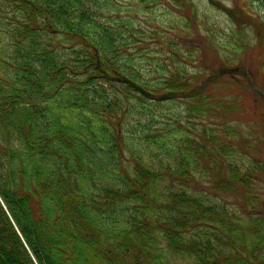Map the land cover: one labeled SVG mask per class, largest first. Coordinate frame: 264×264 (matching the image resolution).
<instances>
[{"label":"trees","instance_id":"trees-1","mask_svg":"<svg viewBox=\"0 0 264 264\" xmlns=\"http://www.w3.org/2000/svg\"><path fill=\"white\" fill-rule=\"evenodd\" d=\"M100 7L0 0V264H169V256L264 264V212L245 221L188 189L200 174L218 195L241 198L242 208L258 202L264 161L246 152L250 136L205 124L243 103L193 92L180 68L156 86L141 85L123 51L132 23L109 22ZM115 78L182 95L174 99L186 101L188 120L201 129L153 131L148 104L165 101ZM165 180L182 188H166Z\"/></svg>","mask_w":264,"mask_h":264},{"label":"rangeland","instance_id":"rangeland-1","mask_svg":"<svg viewBox=\"0 0 264 264\" xmlns=\"http://www.w3.org/2000/svg\"><path fill=\"white\" fill-rule=\"evenodd\" d=\"M96 1L101 4L97 10L107 19H112L109 22L119 17L124 22L132 23L134 34L123 31L125 38L129 35L132 37L131 44L125 46L123 51L127 52L125 55L130 56L134 66L138 68L143 79L141 85L156 86L165 81L168 73L175 74V69L180 68L187 72L190 84L197 88L206 78L222 69L237 70V76L224 75L215 84L208 85L206 94L228 104L232 103L230 98H233L243 103L242 108L226 114L219 110L217 114L222 112L224 117L221 120L214 118L205 124L208 128L216 129L218 123L222 122L233 131L249 135L248 141L253 151L246 152L252 153L251 157L254 155L264 161V102L254 92L242 89L234 83L238 80L247 85L248 80L264 90V0ZM112 27L118 26L113 24ZM172 57H175V63L172 62ZM112 86L114 87H104L110 89ZM115 89L120 90L118 87ZM167 92L155 91L144 97L158 99ZM186 105V101L181 98L165 101L160 108L149 103L147 113L154 116L153 131L166 126L169 132H174L179 127L194 136L201 126H198L197 120H188ZM226 141L232 145L237 142L233 137ZM155 155V152L151 154L152 157ZM125 157L128 159L127 155ZM170 168L173 169L174 166ZM207 169L210 170L208 167ZM190 180L188 189L193 186L211 204L227 206L230 212L245 221L253 217L249 214L252 211L264 212V180L253 191L258 202H251L250 199L246 208L241 207V198L215 193L212 179L197 174ZM164 186L182 188L178 184L173 185L170 180H165ZM169 264L187 263L169 256Z\"/></svg>","mask_w":264,"mask_h":264},{"label":"water","instance_id":"water-1","mask_svg":"<svg viewBox=\"0 0 264 264\" xmlns=\"http://www.w3.org/2000/svg\"><path fill=\"white\" fill-rule=\"evenodd\" d=\"M224 75H229L231 77H235L238 75V71L237 70L222 69V70L216 72L213 76L205 79L201 83L200 87L198 88L199 89L198 91H202L209 84L218 82ZM115 81L118 83H127L130 86H132L136 91H138L140 94H142L144 96H148V93H146L141 87H139V86L135 85L134 83L128 81L126 78H115ZM234 83L242 89L256 93L264 102V90H262L261 88H258L256 86L252 85L248 80H247V85L242 84L238 80H235ZM175 97H176V94L165 93L156 100L166 101V100H171ZM136 169L141 176H143V177L146 176V173L141 166L136 165ZM249 214L253 215V216L260 215L259 212H256V211H252Z\"/></svg>","mask_w":264,"mask_h":264}]
</instances>
